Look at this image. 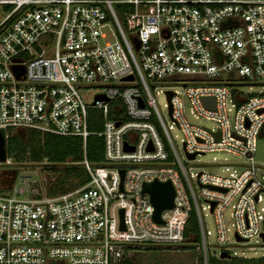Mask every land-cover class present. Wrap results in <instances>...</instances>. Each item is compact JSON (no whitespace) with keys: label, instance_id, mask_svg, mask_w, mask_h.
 I'll return each instance as SVG.
<instances>
[{"label":"built area","instance_id":"obj_1","mask_svg":"<svg viewBox=\"0 0 264 264\" xmlns=\"http://www.w3.org/2000/svg\"><path fill=\"white\" fill-rule=\"evenodd\" d=\"M0 5L7 6L0 20V129L77 136L85 143L94 133L88 129L94 109L102 116L94 134L103 144L100 164L84 154L88 181L73 190L48 196L25 179L0 187V264H120L147 249H185L190 201L201 240L192 248L207 264L209 231L199 198L211 209L221 246L228 241V208L234 236L263 237L264 162L256 163L253 153L264 135V0ZM158 82L164 86L155 91ZM253 84L261 87L257 94L240 89ZM154 91L166 96L169 125ZM203 98H213V106ZM190 116L215 127L193 123ZM173 124L183 134L186 157L194 154L187 161L226 152L246 164L225 166L227 176L199 171L192 177L171 138ZM11 165L6 155L0 171H15ZM154 179L169 180L175 191L173 207L161 212L162 223L153 220L149 196L141 192Z\"/></svg>","mask_w":264,"mask_h":264},{"label":"rangeland","instance_id":"obj_2","mask_svg":"<svg viewBox=\"0 0 264 264\" xmlns=\"http://www.w3.org/2000/svg\"><path fill=\"white\" fill-rule=\"evenodd\" d=\"M113 6L115 9H117V5L113 3ZM7 12V6L0 5V20H2L3 16ZM122 23L124 24V21L121 19ZM109 22V21H108ZM109 27L115 31V26L112 21L109 22ZM169 84V83H165ZM195 84L194 82H185L181 83V85H190ZM164 86L161 82H158L154 84L152 87L153 89L159 90ZM251 86V87H249ZM240 89L245 93L250 94H257L261 87L257 84L253 85H241ZM153 93L154 100L164 117V120L169 125L171 124L168 116H166V108L165 104L167 103L166 96L162 93ZM94 94L93 91L89 92L87 94V99L90 100L92 95ZM166 116V117H165ZM190 119L193 123L202 124L208 128H214L215 124L208 120H200V119H194L190 116ZM171 138L173 140V143L175 145V149L184 163V166L186 168V172L188 174H191L192 177H194L199 171L204 172H212L218 175L227 176L229 171H225L224 167L228 165H235L237 167H242L241 164H246L245 160L243 158H239L237 156H234L232 154L226 153V152H207L202 155H199L196 157L194 161H187V157L183 150V134L182 132L176 127V125L173 124V126L169 130ZM253 160L256 163L264 162V135H261L257 138L256 141V150L253 153ZM213 161H218L219 164L216 166H212L209 163ZM247 166V165H246ZM13 170L16 171V176L14 179L15 185L21 184V182L25 180L31 182V186L33 190L36 191H42L45 190V183L46 181H49V178L51 175L48 172V166H46V163L43 164H37L31 161H28L27 159L23 160L22 163L13 164L11 165ZM11 168V169H12ZM61 169V168H59ZM81 176L84 175V171L79 172ZM46 179V180H45ZM45 180V182H44ZM192 181H195V178H191ZM194 190L197 194H199V187L195 184ZM28 191L24 193L23 196H20L21 198H25ZM192 209L191 213L193 215V221L189 223V231L196 232L197 239L191 240L192 244H201L200 236L197 230L196 223V212L193 206L192 201ZM198 202L200 203V206H203V209L201 210V218L204 223V227L206 230L209 231V234L207 235V264H246L242 258H259L264 256V238L263 237H252L248 241H242V242H236V238L234 236V226L232 225L233 219L230 217L229 212L230 208H228L225 211L224 217H225V223L228 228V241L221 246L219 243H217L216 240V227L214 223V217L211 213L210 209L207 207L206 202L202 200V198H199ZM226 250L228 252V255H230L229 258H223L221 259L219 257L220 251ZM201 251L196 250H188L185 249L181 250H175V251H169V252H163V253H143L141 255L136 256L133 259L132 264H202L201 263ZM240 259V261L234 260ZM249 264H255V263H249Z\"/></svg>","mask_w":264,"mask_h":264},{"label":"trees","instance_id":"obj_3","mask_svg":"<svg viewBox=\"0 0 264 264\" xmlns=\"http://www.w3.org/2000/svg\"><path fill=\"white\" fill-rule=\"evenodd\" d=\"M88 122V129L96 133L101 129L102 116L97 110L91 109ZM111 117V114L109 115ZM5 142V152L13 164L22 163L23 160L43 164L48 166V172L51 175L49 181L45 183V192L48 196H55L68 192L87 183L88 175L82 165L85 158L93 165H98L103 161L102 157V139L92 133L87 136L85 143L77 136H61L51 133H39L33 130H12L4 131L0 129ZM61 168V169H59ZM84 171L81 176L79 172ZM193 221V215L190 211L189 220L184 229L185 250H193L191 240L197 239L196 232L189 231V223ZM197 226V220L194 221ZM199 233V230H198ZM159 249H147L135 253V256L143 253H163ZM133 258V259H134ZM133 259L125 260L120 264H132ZM201 259V258H200ZM246 264H264V256L257 258H242ZM202 261V259H201ZM240 261V259L234 260ZM55 264V263H52Z\"/></svg>","mask_w":264,"mask_h":264},{"label":"water","instance_id":"obj_4","mask_svg":"<svg viewBox=\"0 0 264 264\" xmlns=\"http://www.w3.org/2000/svg\"><path fill=\"white\" fill-rule=\"evenodd\" d=\"M178 79H182L181 76H176ZM132 77L129 75L125 77V79H131ZM171 95L170 92H167V98ZM102 96H97V99H102ZM204 104L207 106H213V98H203L202 99ZM215 138H218V133H215ZM128 150H132V147H125ZM249 155V154H248ZM187 157L192 159L194 158V154H187ZM6 158V152H5V142L3 135L0 132V161H4ZM7 176L0 179V187L1 188H9L14 180L15 177V171H7ZM120 177L122 179L124 170H119ZM121 187V185H120ZM210 188H215L213 186H209ZM141 192L145 193L149 196V201L151 205L153 206V214L152 218L157 223H162L161 220V212L166 209H170L173 207V199L175 196L174 188L169 180L166 181H158L156 179L150 181V182H144L141 187ZM213 205V204H211ZM211 210V209H210ZM123 210H120V224L121 228H123ZM262 236L264 237V233H262ZM236 241L242 242L243 239L235 235ZM230 255H228L226 252L222 251L219 254V257L221 259L223 258H229Z\"/></svg>","mask_w":264,"mask_h":264},{"label":"flooded vegetation","instance_id":"obj_5","mask_svg":"<svg viewBox=\"0 0 264 264\" xmlns=\"http://www.w3.org/2000/svg\"><path fill=\"white\" fill-rule=\"evenodd\" d=\"M7 171L5 169H2V171H0V179L6 176Z\"/></svg>","mask_w":264,"mask_h":264}]
</instances>
